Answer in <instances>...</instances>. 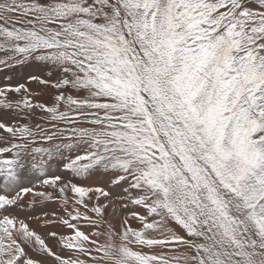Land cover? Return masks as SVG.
<instances>
[{"label":"snow or ice","instance_id":"obj_1","mask_svg":"<svg viewBox=\"0 0 264 264\" xmlns=\"http://www.w3.org/2000/svg\"><path fill=\"white\" fill-rule=\"evenodd\" d=\"M0 73V264H264V0H0Z\"/></svg>","mask_w":264,"mask_h":264},{"label":"rangeland","instance_id":"obj_2","mask_svg":"<svg viewBox=\"0 0 264 264\" xmlns=\"http://www.w3.org/2000/svg\"><path fill=\"white\" fill-rule=\"evenodd\" d=\"M4 79H5L4 73H0V84L4 82ZM13 83H15V81H13ZM32 87H36V85L33 84ZM36 214H39V212H37ZM21 216L23 218V214H21ZM32 224H33V227L37 228V230L43 231V229H41L40 226L35 221H32Z\"/></svg>","mask_w":264,"mask_h":264}]
</instances>
